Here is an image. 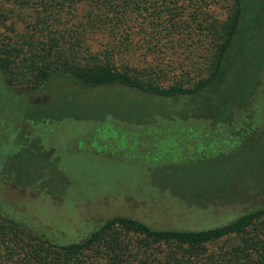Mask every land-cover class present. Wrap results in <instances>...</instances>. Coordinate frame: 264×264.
Instances as JSON below:
<instances>
[{"label":"rangeland","instance_id":"1","mask_svg":"<svg viewBox=\"0 0 264 264\" xmlns=\"http://www.w3.org/2000/svg\"><path fill=\"white\" fill-rule=\"evenodd\" d=\"M211 2L206 18L223 23L231 3ZM253 3L226 69L198 97L170 100L173 109L118 85L93 90L54 82L40 93H18L0 79V215L36 238L67 245L114 216L199 231L248 211L250 200L264 203V0ZM144 8L152 12V1ZM88 37L83 48H107L106 32ZM162 56L168 73H143L164 86L180 68L176 50ZM110 60L120 70V59ZM150 61L146 56L145 66ZM196 73L192 81L205 70ZM171 116L177 120L167 122ZM5 246L0 242V256Z\"/></svg>","mask_w":264,"mask_h":264},{"label":"trees","instance_id":"2","mask_svg":"<svg viewBox=\"0 0 264 264\" xmlns=\"http://www.w3.org/2000/svg\"><path fill=\"white\" fill-rule=\"evenodd\" d=\"M147 1L153 3L150 13ZM227 1L231 15L217 25L206 18L211 0H0V79L18 93L41 92L54 82L93 90L118 85L173 109L170 100L198 97L226 69L256 0ZM98 31L109 35L107 48L99 53L83 48V38ZM121 47L128 53L120 55ZM165 49L178 53L180 72L162 86L144 71L168 73L169 64L162 65ZM146 56L152 61L145 66ZM110 58L120 59V70ZM138 65L145 67L141 71ZM201 68L204 76L192 81ZM132 71L140 77L127 74ZM218 139L227 143L222 133ZM250 203V211L223 226L199 231L160 230L114 216L67 245L36 238L0 215V242L6 244L0 264H264V203Z\"/></svg>","mask_w":264,"mask_h":264}]
</instances>
